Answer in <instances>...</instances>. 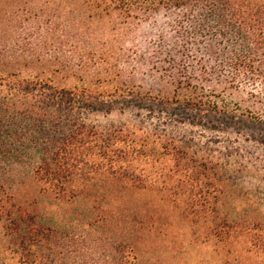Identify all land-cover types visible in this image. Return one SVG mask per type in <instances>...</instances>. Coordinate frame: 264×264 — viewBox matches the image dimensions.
<instances>
[{
    "label": "trees",
    "instance_id": "obj_1",
    "mask_svg": "<svg viewBox=\"0 0 264 264\" xmlns=\"http://www.w3.org/2000/svg\"><path fill=\"white\" fill-rule=\"evenodd\" d=\"M31 4L38 28L53 35L46 51L14 41ZM159 15L169 29L162 35L167 53L160 65L141 63L159 76L157 84H136L117 65L87 59L85 47L97 32L89 20L117 18L115 31L117 21ZM34 66L42 70L33 72ZM59 73L82 84L60 85ZM104 73L116 84L88 87L90 80L109 83L101 80ZM121 101L151 111L179 107L193 122L225 119L238 130L255 128L264 143V0H0V168L30 167L34 192L24 193L25 183L10 189L0 179V264H78L68 260L78 250L68 246L67 224L52 204L96 198L106 182L168 195L216 243L263 255L264 219L225 210V177L212 155L167 133L127 123L103 127L83 116L110 112ZM136 222L119 216L113 259L104 264H140L127 231Z\"/></svg>",
    "mask_w": 264,
    "mask_h": 264
},
{
    "label": "rangeland",
    "instance_id": "obj_2",
    "mask_svg": "<svg viewBox=\"0 0 264 264\" xmlns=\"http://www.w3.org/2000/svg\"><path fill=\"white\" fill-rule=\"evenodd\" d=\"M30 9L32 13H28L16 28L14 41L18 40L30 52L37 49L46 51L51 48L53 35L46 26L38 28L36 21L39 17L34 14L35 6L31 4ZM116 19L89 20L97 32L85 47L87 59H102L101 63H105L106 68L107 65L111 68L112 63L117 65L123 71L122 78L134 79L136 84L147 87L157 84L159 76L152 77L147 72L148 67L141 63L145 59L159 64L165 57L168 42L162 40V35L169 32L165 27L166 20L159 15L155 20L130 24L117 21L122 25L111 31ZM106 49H109V54L103 55ZM155 50L159 52L150 55ZM41 70L36 66L33 68V72ZM63 73L56 75V83L82 84L73 78L65 79L66 74ZM105 77L109 83L90 80L88 87L103 89L116 84V80H112L114 75L104 73L101 80ZM83 116L88 122L103 127L127 123L145 130L167 133L188 142L206 155H212L220 162V170L225 177L224 186L228 192L225 210L264 219V143L255 128L238 130L236 126H227L225 119L217 118L193 122L189 112L179 107L174 111L159 107L151 111L149 107H126L122 101L110 112L85 111ZM29 168L14 165L11 171L6 172L0 168V179L10 189L27 184V187H22L27 193L26 189H30ZM100 184L95 189L96 198L52 204L54 214L67 224L68 246L71 250H78L74 257L68 259L70 262L111 263L113 243L118 236L116 223L123 215L137 221L135 231L132 228L127 231H132L130 236L139 249L140 264H264V254L248 252L243 244L227 247L216 243L208 232L192 225L183 205L172 202L168 195L153 190H123L112 182ZM30 193H34L33 189H30ZM42 204L47 209L51 203L45 198ZM141 223L147 225L149 231L145 229L140 232Z\"/></svg>",
    "mask_w": 264,
    "mask_h": 264
}]
</instances>
